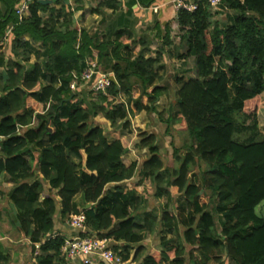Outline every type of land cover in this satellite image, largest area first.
I'll return each mask as SVG.
<instances>
[{
  "label": "trees",
  "instance_id": "trees-1",
  "mask_svg": "<svg viewBox=\"0 0 264 264\" xmlns=\"http://www.w3.org/2000/svg\"><path fill=\"white\" fill-rule=\"evenodd\" d=\"M21 1L0 0V44L12 37L11 56L5 61L0 55V178L6 174L15 184L14 224L34 254L39 245L34 264H67L65 238L52 237L58 202L46 195V182L60 198L63 221L84 211V235L119 242L114 249L122 247L125 259L133 255V264H188L187 255L190 264H264V217L257 212L264 202V133L257 115L264 93V0H223L218 13H229L224 23L204 0L196 11L180 10L177 46L166 25L163 50L175 48L180 60L195 57L196 75L182 84L165 119L168 131L178 124L186 135L185 153L177 148V166H166L157 135L145 132L141 145L149 157L140 169L137 162L124 163L130 141L121 132L110 142L91 121L102 116L117 127L126 120L123 94L137 114L157 112L167 91L155 84L163 80L164 51L152 56L151 39L125 27L105 36L80 31L74 14L81 7L69 0H57L60 8L34 0L24 17L16 10ZM139 1L149 7L156 0ZM101 5L120 6L118 0ZM31 41L48 46L45 67L31 62ZM91 60L114 73L105 92L81 79L72 88ZM136 174L138 182L127 191L123 185L107 189ZM152 194L164 199L158 209L143 205ZM179 198L186 205L175 212ZM157 231L161 249L146 253L144 241ZM0 264H11L2 243Z\"/></svg>",
  "mask_w": 264,
  "mask_h": 264
},
{
  "label": "crops",
  "instance_id": "crops-1",
  "mask_svg": "<svg viewBox=\"0 0 264 264\" xmlns=\"http://www.w3.org/2000/svg\"><path fill=\"white\" fill-rule=\"evenodd\" d=\"M56 1L57 0L53 1L51 5L57 8H60L61 7L60 5L55 4ZM69 1H70V4L73 5L74 7H78V6L81 7L79 10H76L74 14V20L76 22L75 23L76 27L80 31L82 29H86L90 34L94 36H105L107 34L112 35L118 29H122L125 27V28L130 29L135 34V36H145L146 35V36H150L151 38H154L156 36L160 38L162 34L161 31H163V35L161 36L162 41H163L164 40L163 37L167 34L166 25H169L170 28L171 27L174 28L175 25H178L179 27V23L177 20V13L173 7L172 0H156L149 7L142 5V3H140L139 0H118L119 5H120L118 10H115L111 7L102 6L101 2H103L104 0H79L78 3H76V0H69ZM154 6H158V9L154 10L155 9ZM25 15L27 16L28 14L26 13ZM42 15L47 16V14H42ZM11 38L12 37L10 36L2 44H0V55L4 54L5 61L11 56V43H10ZM30 43H31V50H32L31 62L34 63L38 61L39 63H41L43 67H45L47 64L48 46H43L40 42L31 41ZM160 46L161 47L159 49L163 50L164 44ZM171 48L169 46L164 47L163 51H164L165 64L164 66L159 68V72L163 80L155 82V84L167 87V84L169 83V80L167 79L168 72H169L168 70L169 65L167 64L169 60L177 62L175 66L177 67L178 74L173 78L172 80L173 82H170L173 85L175 83L176 89H174V93L172 92V95L170 96V101L173 99V96H174L173 100H175L178 97V91L181 88L182 84L186 80H188V78L196 75L195 65L194 67L188 66V62L192 60V57L189 59L180 60L176 57L175 50ZM157 50L155 52H157ZM3 70H4V66L0 64V72ZM74 89H76V87ZM169 91H171V88L167 87L166 93L162 97H160L157 103L162 102L163 98L167 100L168 99L167 94L169 93ZM123 96L125 97V100L123 101H126L129 107V116L126 120H124L121 123L120 127L118 126L112 127L110 121H108L105 117H102V116H97L93 120L94 121L102 120L105 122V124H102V125L96 124V123L94 124L93 120L91 121V123L94 124V126L102 127L105 130V132L109 135L110 142L115 140V136H113L112 134L114 131L121 132L122 137L127 138L130 141L129 150L123 156L124 163L127 166H129L131 163L137 162L138 168L140 169L143 163L145 162V160L149 157L148 147L144 148L141 145L142 138L140 135L145 132H147L148 134H155V135L157 134V132H155V129H152L151 131L149 127L150 122H151L150 116L152 115L155 116L156 112L150 113L144 110L141 113L137 114L132 109L130 96L128 94H123ZM166 116H167L166 118H168L169 111L167 112ZM164 121L166 124L165 127L162 126V123L160 124V121H158L159 124L154 123V125L156 127H159L161 125L163 130H165L166 132H169L167 128L166 120ZM176 125L178 124H174L172 128L177 131V129L179 128L178 127L179 125L177 127ZM156 144L158 145V139H157ZM143 153H146V156L144 157V159L141 160L140 156H142ZM84 156L86 158L85 154ZM39 177L42 179V175H39ZM136 177H138V174H136V176L133 177L131 180H125L124 182H121V183H111L108 185L107 189L114 188L116 185H123L124 192H125L127 191V187L130 186L132 182H138L139 178L135 179ZM14 185H15L14 182H12L6 174H3L1 176L0 178V211L3 213H8L9 209H13L16 213L13 202L10 199V193L12 189L14 188ZM50 187H51L50 183L46 182L45 191H47L48 188ZM57 200L60 205V198L57 197ZM183 201L184 203L180 202L178 203L177 206L185 207L186 201L184 199ZM143 205H145V200L143 201ZM60 209H61V206H60ZM53 234H58L66 238V237L75 235L76 233L73 231V229L69 227V225L67 224V221H62V218L58 216V218L55 217V227H54ZM28 241L30 242V240ZM0 243H2L1 240H0ZM2 244L4 245V243ZM38 247L39 245L37 246V251L35 254L38 253ZM159 247H154V250L149 253H153L156 250H160L161 248ZM32 254H33L32 264H34L36 261L35 254L33 252ZM11 261H12V258H11ZM66 262L67 264H71L67 260Z\"/></svg>",
  "mask_w": 264,
  "mask_h": 264
},
{
  "label": "rangeland",
  "instance_id": "rangeland-1",
  "mask_svg": "<svg viewBox=\"0 0 264 264\" xmlns=\"http://www.w3.org/2000/svg\"><path fill=\"white\" fill-rule=\"evenodd\" d=\"M229 13L227 12L225 15H220L219 13H216V15H214V18L218 21H220V23H224L228 21V15ZM161 36L163 35V31H161ZM181 32H180V28L178 27V25H175L174 28L171 27V31H170V37L171 40L173 42V46H177L180 43V37H181ZM146 36V35H145ZM154 37L151 38L150 36H147L151 39V50L153 51V53H151L152 56L155 55V51L157 49H159L162 45L164 44V42L162 41V37ZM157 38V39H155ZM159 43V44H157ZM175 49V48H174ZM176 52V51H175ZM180 52H183V49L180 50ZM169 59V58H168ZM174 62V63H173ZM177 64V62L175 61H170L168 62L167 65H169V72H168V76L167 79L170 82H173V78L178 74L177 72V67L175 66ZM195 65V57H192V60L188 62V66H193ZM167 84L168 88H171V91H169V93L167 94L168 99L165 100V98L162 99V102L156 103L158 107L157 109H159L158 111H161L162 109H164L165 111H169V106H171L172 104V100L170 101V96L172 95V92L174 93V89H176V85L174 83V85L172 83ZM177 84V83H176ZM87 85V84H86ZM173 85V87H172ZM173 88V89H172ZM174 95V94H173ZM121 100H125V97L123 96L121 98ZM174 101V100H173ZM156 112L155 116L152 115L150 116L151 122H150V130L152 131V129H155V132H157V139H158V145L161 148V153L163 156V160L165 162L166 166H170V167H174L177 166V163L174 159V151L178 148L179 150H182L183 153H185V150L183 149L185 146V142H186V135L182 134L180 131H176L173 128H170L169 132H166L165 130L162 129L161 125L159 127H156L154 125V123L159 124L158 121H160V124L162 123V126L165 127V119H166V115L163 116L162 118L158 117L159 112ZM258 120H259V124L262 127L263 133H264V93L261 95V101L259 104V109H258ZM158 117V118H157ZM154 120V121H153ZM93 123L95 124H105L104 121L100 120H93ZM121 124L118 125V127H120ZM178 125H176L177 127ZM155 127V128H154ZM180 127V125L178 126ZM146 156V153H143L141 157V160L144 159V157ZM194 172L198 174L199 169L195 168ZM193 175V174H192ZM138 177H136L135 179H137ZM136 181V180H134ZM140 189V188H139ZM46 195H52L56 198V192L52 191L50 188H48L47 191H45ZM176 198V197H175ZM58 202V200H57ZM184 203L183 199L179 198L173 207V211H177L176 206L178 205V203ZM145 203H147L148 209H158L160 208V206L162 204H164V199H158L155 196H153V194L151 196L148 197L147 201H145ZM178 207V206H177ZM60 205L58 202V213L56 214V217L58 218L61 217L60 214ZM257 212L260 216L264 217V202H262L258 207H257ZM62 218V217H61ZM14 220H15V211L13 209H9L8 213H3L0 211V240L2 243H4L5 245V249L7 250V252L10 254L12 261L11 264H32L33 261V254H32V248H31V244L28 241L29 239L23 238L20 233V231L15 227L14 224ZM217 222L218 225L221 223L222 219L221 216L218 215L217 216ZM63 221V220H62ZM160 230V229H159ZM158 230V231H159ZM154 232L150 235H147L144 243H146L145 245L146 247V253L152 252L154 250V247H159L161 248V245H159L160 243V234L159 232ZM191 249L190 246H188V251ZM155 252V251H154ZM187 260H188V264H190L189 262V258L187 255ZM215 264V263H212ZM225 264H234V262L230 259H227Z\"/></svg>",
  "mask_w": 264,
  "mask_h": 264
},
{
  "label": "built area",
  "instance_id": "built-area-1",
  "mask_svg": "<svg viewBox=\"0 0 264 264\" xmlns=\"http://www.w3.org/2000/svg\"><path fill=\"white\" fill-rule=\"evenodd\" d=\"M34 0H22L17 6L16 10L20 17L26 16L29 12V5ZM40 1V0H39ZM213 15L218 13L219 8L223 0H204ZM173 7L178 13L180 10H186L189 12L196 11L199 7V0H172ZM154 10L158 9V6H154ZM95 78L94 82L93 79ZM81 79L83 82L90 84L92 82V88L95 91H106L109 87L112 79H114V73H106L100 71L98 68V62L91 60L88 62L87 67L79 76H75V81L72 84V88L77 87V81ZM67 224L76 233L70 237L65 238L63 247L61 248L62 256L71 264H133V255L128 259L124 258L122 247L118 250L114 249L116 242L108 237L98 236H85L86 228V214L81 211L77 214H72L67 220ZM58 234H53L55 238Z\"/></svg>",
  "mask_w": 264,
  "mask_h": 264
},
{
  "label": "water",
  "instance_id": "water-1",
  "mask_svg": "<svg viewBox=\"0 0 264 264\" xmlns=\"http://www.w3.org/2000/svg\"><path fill=\"white\" fill-rule=\"evenodd\" d=\"M53 1H55V0H40V2L43 3V4H51ZM73 96H74V92L66 100H71L73 98ZM91 206H92V204L91 203H88L87 206H86V208H84V210L87 209V208H90Z\"/></svg>",
  "mask_w": 264,
  "mask_h": 264
}]
</instances>
